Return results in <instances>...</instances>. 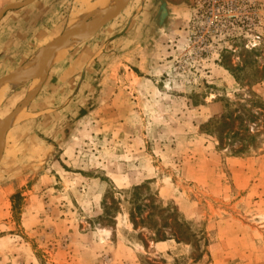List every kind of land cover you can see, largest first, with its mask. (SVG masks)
I'll list each match as a JSON object with an SVG mask.
<instances>
[{
	"label": "rangeland",
	"instance_id": "1",
	"mask_svg": "<svg viewBox=\"0 0 264 264\" xmlns=\"http://www.w3.org/2000/svg\"><path fill=\"white\" fill-rule=\"evenodd\" d=\"M98 1L0 0V79ZM42 67L27 117L0 134V264H264V0H129ZM27 86L4 90L0 122ZM138 186L189 243L168 229L154 243L125 203L99 220L108 192Z\"/></svg>",
	"mask_w": 264,
	"mask_h": 264
},
{
	"label": "trees",
	"instance_id": "2",
	"mask_svg": "<svg viewBox=\"0 0 264 264\" xmlns=\"http://www.w3.org/2000/svg\"><path fill=\"white\" fill-rule=\"evenodd\" d=\"M235 120H232L225 127H231L234 124ZM213 125L206 124L204 128L207 129V133L212 134L213 128H217L219 126V121L213 122ZM242 124V123H241ZM223 127V126H222ZM222 127H218L221 129ZM232 128L227 130V134L224 138L231 136ZM224 133H220V137L223 138ZM233 136H236L234 134ZM240 153V151H238ZM143 186L134 187L128 191H119L117 192L119 195L124 196V201L122 200H114L112 193L108 192L104 197L101 203V216L99 220H107V225L112 223V219L117 215L119 206L121 203H125L127 206V214L129 218V222L132 224L133 229L138 228L139 225L141 227H145L153 233L152 241L154 243H160L166 241V233L165 229L169 230V238L174 240L177 244L189 243L188 237H184L185 233L188 231L185 225L179 224L178 221H171L172 225L176 224V229H171L170 225L167 224L169 218L165 215L172 213L171 209H164L161 213H156L161 211L160 208L155 207L152 199L146 197L143 193ZM146 213V217L142 218L143 214ZM172 215V214H171ZM159 217L160 222H162L161 226H158L156 222V218ZM140 238V237H139ZM143 243V241H141ZM144 244V243H143Z\"/></svg>",
	"mask_w": 264,
	"mask_h": 264
},
{
	"label": "water",
	"instance_id": "3",
	"mask_svg": "<svg viewBox=\"0 0 264 264\" xmlns=\"http://www.w3.org/2000/svg\"><path fill=\"white\" fill-rule=\"evenodd\" d=\"M129 0H125L121 4H119L117 7H113L109 11H106L104 14H102L99 18L93 19L89 24L85 23L86 29L82 33H80L75 38L71 39L67 46H69L68 50L66 51L65 55L62 56L66 57L68 56L72 51L76 50L77 48H80L85 43H87L92 37H94L101 28H103L105 25L110 23L113 19H115L127 6ZM60 56V57H62ZM56 56V51H54L51 46L46 47L40 51H38L36 54L30 56L27 58V62L24 65L25 68L30 67L32 65L36 66H44L49 64L50 62L54 61L57 58H60ZM24 68V69H25ZM23 68H16L14 71H12L9 74H4L3 77L0 79V85H2L5 81L13 77L14 75H17L20 71H22ZM41 86V83L39 87ZM4 124L8 125L9 127H13L14 118L11 115L3 117L1 120ZM3 150H2V143H0V160L2 158Z\"/></svg>",
	"mask_w": 264,
	"mask_h": 264
},
{
	"label": "bare ground",
	"instance_id": "4",
	"mask_svg": "<svg viewBox=\"0 0 264 264\" xmlns=\"http://www.w3.org/2000/svg\"><path fill=\"white\" fill-rule=\"evenodd\" d=\"M83 1V0H82ZM109 1L112 3V6H115L116 5V1L115 0H99L98 1V3H97V5L96 6H87L88 5V3H87V5H86V7L85 8H88V12H89V15L91 16L92 15V13L93 12H99L100 13V15L99 16H101V13H105V10H108V9H110V3H109ZM82 3V2H81ZM81 3H79V4H81ZM90 5V4H89ZM80 7V6H79ZM78 11H73L72 12V15H71V17H70V21H68V22H70L69 24H67V28H66V30L64 31V33L59 37V38H57L56 39V41L53 43V45H50L51 46V48L54 50V51H56V56L57 57H60V56H62L63 54L65 55V53H66V51L69 49L68 47L69 46H67V43L71 40V38H70V36H72L74 33H75V31H78L79 29V32L82 30V27L83 26H85V25H83V24H81V25H78V23H79V21L78 22H74V21H76L77 19H78V17H80L78 14ZM80 13V12H79ZM84 13V12H83ZM85 14V13H84ZM81 15V14H80ZM86 15V14H85ZM87 16V15H86ZM85 16V17H86ZM92 18V17H91ZM80 19V18H79ZM83 19V18H82ZM85 20V19H84ZM80 24V23H79ZM78 25V26H77ZM81 27V28H80ZM66 46V47H65ZM58 47V48H57ZM65 48V49H64ZM37 53V52H36ZM62 58H64V56H62V57H60V58H57V59H55L54 61H56V60H59V59H62ZM53 62V61H52ZM51 63V62H50ZM41 67V68H40ZM38 69V70H37ZM25 71H23L22 73H20L19 74V76H17V77H14V78H11V79H9V80H7L6 82H4L1 86V88H0V96L2 95V93H4V90H6V89H9L10 87H12V86H15V85H18V84H28V83H30L31 81H34L32 84H31V86L29 87V96L30 95H33L35 92H36V89H37V85L39 86V84H38V81H40V80H38V79H41V78H43V76H44V70H43V67L42 66H36V65H32V66H30V67H27V68H25L24 69ZM37 70V71H36ZM36 71V72H35ZM35 72V74L34 75H32V76H24L25 74H30V73H34ZM28 96V97H29ZM2 99H0V101H1ZM22 118V117H21ZM16 124L18 123V119H15V121H14ZM1 131H2V127H0V134H1ZM4 133L6 132V130L5 131H3ZM4 133L3 134H1V136L2 135H4Z\"/></svg>",
	"mask_w": 264,
	"mask_h": 264
},
{
	"label": "crops",
	"instance_id": "5",
	"mask_svg": "<svg viewBox=\"0 0 264 264\" xmlns=\"http://www.w3.org/2000/svg\"><path fill=\"white\" fill-rule=\"evenodd\" d=\"M84 7H85V4H84ZM83 7V8H84ZM92 7V6H91ZM87 10H88V8H86ZM84 11H81V14H84L83 13ZM78 13H79V11H78ZM77 13V14H78ZM80 14V13H79ZM72 15V14H71ZM71 15L69 16V19H68V21H70V17H71ZM86 15L84 14L83 16H80V17H78V19L76 20V21H74V22H78L79 21V23H78V25H81V24H83V20L85 19V20H87V18H89L90 17V15H88V12H87V16L85 17ZM80 18V19H79ZM83 18V19H82ZM71 22V21H70ZM70 22H68V24L70 23ZM77 25V26H78ZM57 37V36H56ZM31 56V55H30ZM29 56V57H30ZM28 57V58H29ZM27 58V57H26ZM38 80H40V81H38V84L40 85V83H41V80L42 79H38ZM32 83L34 82V81H31ZM28 83L27 85V87H28V89H29V87L31 86V84L32 83ZM42 88H44L43 87V85H41L40 87L37 85V89H36V92L33 94V95H30L29 96V90L27 89V91H26V97L25 98H23V100L26 102V104H25V107H14V108H12L10 111H7L6 109L4 110V112H6V113H8L9 115H11L13 118H14V121H15V119H18V123H20V122H22V121H24L25 120V118L27 117V113H28V108L30 107V105L32 104V102L34 103V101H37V99H38V95H39V93L41 92V89ZM38 90V91H37ZM17 92V90H15V91H13L12 92V95H11V97H10V99L9 100H11V102H12V100H14V102H17V100H18V98H16V99H12L13 98V96L15 95V93ZM29 96V97H28ZM34 98V99H33ZM8 100V101H9ZM7 101V102H8ZM4 102V101H3ZM3 102H1L0 101V106L3 104ZM13 103V102H12ZM6 104V103H5ZM4 104V105H5ZM2 117H1V119H3V117H4V114L3 115H1ZM22 117V118H21ZM0 123H2V125L1 126H3L2 127V130L3 131H5L6 130V132H8V129H9V126L8 125H6V124H4L3 122H0ZM13 125H15V122L13 123Z\"/></svg>",
	"mask_w": 264,
	"mask_h": 264
}]
</instances>
